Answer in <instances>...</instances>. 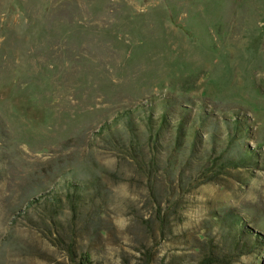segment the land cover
I'll use <instances>...</instances> for the list:
<instances>
[{
	"label": "rangeland",
	"instance_id": "374dc122",
	"mask_svg": "<svg viewBox=\"0 0 264 264\" xmlns=\"http://www.w3.org/2000/svg\"><path fill=\"white\" fill-rule=\"evenodd\" d=\"M0 264H264V0H0Z\"/></svg>",
	"mask_w": 264,
	"mask_h": 264
}]
</instances>
